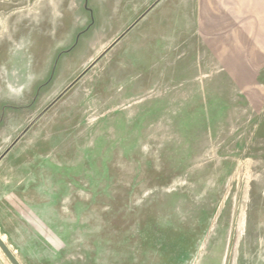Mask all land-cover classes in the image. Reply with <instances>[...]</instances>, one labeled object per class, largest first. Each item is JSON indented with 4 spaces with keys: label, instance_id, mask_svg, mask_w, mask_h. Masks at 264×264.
I'll return each mask as SVG.
<instances>
[{
    "label": "rangeland",
    "instance_id": "rangeland-1",
    "mask_svg": "<svg viewBox=\"0 0 264 264\" xmlns=\"http://www.w3.org/2000/svg\"><path fill=\"white\" fill-rule=\"evenodd\" d=\"M207 3L0 0L23 264H264V7Z\"/></svg>",
    "mask_w": 264,
    "mask_h": 264
},
{
    "label": "crops",
    "instance_id": "crops-1",
    "mask_svg": "<svg viewBox=\"0 0 264 264\" xmlns=\"http://www.w3.org/2000/svg\"><path fill=\"white\" fill-rule=\"evenodd\" d=\"M207 4L210 6L208 9V15L217 16L209 17V21L236 22L240 20L242 7H264V0H208ZM9 150L10 148H7L6 150H4V152L0 153V173L2 170V166L4 165V162L8 156ZM8 189L9 180L1 174L0 227L5 230L3 232H7L9 235L13 236L14 239L21 240V236L27 233L24 236L30 237L32 241H37L40 238L41 224H39V229L36 232L31 228L33 223L23 220L21 214L22 210L18 207L22 200V194L14 193L15 195L12 196L11 193H9ZM39 216H41V213H39ZM26 226L29 227L28 230L26 229ZM0 235L6 242L5 238L2 235V232H0ZM23 239H25V237ZM8 246L13 251L11 246ZM13 253L15 254L14 251ZM15 256L18 258L16 254ZM18 260L21 262L19 258ZM21 264L23 263L21 262Z\"/></svg>",
    "mask_w": 264,
    "mask_h": 264
},
{
    "label": "water",
    "instance_id": "water-1",
    "mask_svg": "<svg viewBox=\"0 0 264 264\" xmlns=\"http://www.w3.org/2000/svg\"><path fill=\"white\" fill-rule=\"evenodd\" d=\"M0 248L3 250V252L6 254V256L11 261L12 264H21V262L15 256V254L10 249V247L7 245V243L4 241L1 235H0Z\"/></svg>",
    "mask_w": 264,
    "mask_h": 264
}]
</instances>
